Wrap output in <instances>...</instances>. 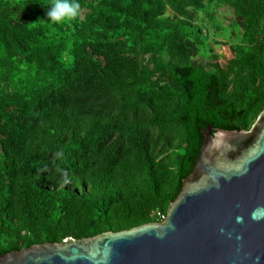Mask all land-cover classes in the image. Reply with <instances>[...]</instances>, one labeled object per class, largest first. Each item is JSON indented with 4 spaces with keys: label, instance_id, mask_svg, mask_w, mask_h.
I'll return each instance as SVG.
<instances>
[{
    "label": "trees",
    "instance_id": "obj_1",
    "mask_svg": "<svg viewBox=\"0 0 264 264\" xmlns=\"http://www.w3.org/2000/svg\"><path fill=\"white\" fill-rule=\"evenodd\" d=\"M47 2L0 0V254L160 221L201 130L264 109V0Z\"/></svg>",
    "mask_w": 264,
    "mask_h": 264
},
{
    "label": "water",
    "instance_id": "obj_2",
    "mask_svg": "<svg viewBox=\"0 0 264 264\" xmlns=\"http://www.w3.org/2000/svg\"><path fill=\"white\" fill-rule=\"evenodd\" d=\"M211 130L162 220L33 244L0 264H264V109L247 130Z\"/></svg>",
    "mask_w": 264,
    "mask_h": 264
},
{
    "label": "clouds",
    "instance_id": "obj_3",
    "mask_svg": "<svg viewBox=\"0 0 264 264\" xmlns=\"http://www.w3.org/2000/svg\"><path fill=\"white\" fill-rule=\"evenodd\" d=\"M44 5L47 18L57 24L78 18L81 11L80 0H48Z\"/></svg>",
    "mask_w": 264,
    "mask_h": 264
},
{
    "label": "rangeland",
    "instance_id": "obj_4",
    "mask_svg": "<svg viewBox=\"0 0 264 264\" xmlns=\"http://www.w3.org/2000/svg\"><path fill=\"white\" fill-rule=\"evenodd\" d=\"M215 15H216V18L218 20H221L222 23H224L225 25L228 24L227 19H229L228 17L230 15L229 9L219 8L217 11H215ZM208 34L210 35L209 39H213L216 37L214 33L209 32ZM212 47L214 49V52L220 55L218 62L224 63L226 59L231 57V52H230L228 45L213 44Z\"/></svg>",
    "mask_w": 264,
    "mask_h": 264
}]
</instances>
